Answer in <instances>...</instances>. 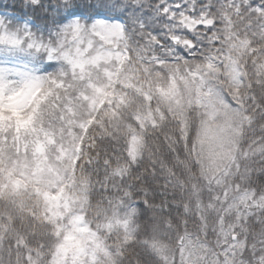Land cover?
<instances>
[{
    "label": "trees",
    "instance_id": "trees-1",
    "mask_svg": "<svg viewBox=\"0 0 264 264\" xmlns=\"http://www.w3.org/2000/svg\"><path fill=\"white\" fill-rule=\"evenodd\" d=\"M140 2L145 16L157 5L169 13L161 10L155 26L125 17L116 46L125 53L122 61L78 70L48 59L44 49L27 50L33 72L45 81L21 110L36 129L31 141L0 123V264H53L66 233L45 197L44 184L54 180L68 198L64 222L81 215L102 240L106 254L90 264H169V255L176 263L188 238L214 246L227 203L224 187L206 169L200 79L236 110L232 194L264 196V0ZM49 13H38L25 29L23 18L1 19L9 33L27 30L37 42L53 44L66 26ZM182 16H205L212 26L189 31L179 23ZM230 61L239 71L237 84L227 71ZM36 139L42 150L34 155L29 144ZM235 230L242 259L264 264V206Z\"/></svg>",
    "mask_w": 264,
    "mask_h": 264
},
{
    "label": "rangeland",
    "instance_id": "rangeland-1",
    "mask_svg": "<svg viewBox=\"0 0 264 264\" xmlns=\"http://www.w3.org/2000/svg\"><path fill=\"white\" fill-rule=\"evenodd\" d=\"M121 28L122 26L104 31H93L89 28L85 32L82 25L80 30L65 27L60 31L58 41L51 44L37 42L27 30L25 33L22 31V36L9 33L0 18V123L3 126H13L17 137L27 135L26 142L31 141L34 136L36 129L31 124V117L24 116L21 110L25 102L40 88L44 78L32 74L30 61L25 60L31 58L32 54L27 51L29 48H35L37 51L44 49L48 53V59L82 70L87 65L99 66L103 62L108 63L113 59L121 61L125 58L124 53L116 50L121 38ZM93 39L98 45L94 52L90 53L89 47L94 43ZM23 40L27 41L26 49L21 47ZM82 43L86 46L81 47ZM104 43L107 46L112 45L111 43L115 45L110 49L105 48ZM10 53L19 55L15 57ZM227 71L231 74L232 81L238 83L239 71L234 62L227 63ZM200 80L196 83L198 103L208 114V120L204 123L203 145L206 169L209 178L224 187L222 200L226 201L227 206L225 215L220 219L219 239L213 240L214 246L198 238H188L181 247L176 263L170 255L168 261L169 264H247L246 260L242 259L243 244L235 228L242 219L247 218L252 209L264 206V197L254 198L251 192L232 194L231 167L235 164L237 156L236 110L226 103L218 91L207 88L203 79ZM171 90L172 88L169 91ZM5 109L13 112V116L6 113ZM29 145V150L34 155L42 150L38 139L35 146L34 141ZM55 182L57 181L44 184L45 197L50 212L59 222L60 229L66 228V233L55 250L52 263L90 264L98 254H106L102 240L88 229L80 216H67L64 222L69 206L68 198Z\"/></svg>",
    "mask_w": 264,
    "mask_h": 264
},
{
    "label": "snow or ice",
    "instance_id": "snow-or-ice-1",
    "mask_svg": "<svg viewBox=\"0 0 264 264\" xmlns=\"http://www.w3.org/2000/svg\"><path fill=\"white\" fill-rule=\"evenodd\" d=\"M51 12L49 13V8ZM139 9V11H138ZM0 16L9 15L23 18V23L31 27L34 19H38V13L45 12L52 15L58 22L65 24L69 29H81V21L84 22L85 32L91 28L93 31H104L120 27L125 22V17L133 23L155 26L161 10L165 16L169 13L168 6H155L152 15L145 16L143 4L140 0H59L54 5H47L43 0H20L18 5L7 6L0 3Z\"/></svg>",
    "mask_w": 264,
    "mask_h": 264
},
{
    "label": "water",
    "instance_id": "water-1",
    "mask_svg": "<svg viewBox=\"0 0 264 264\" xmlns=\"http://www.w3.org/2000/svg\"><path fill=\"white\" fill-rule=\"evenodd\" d=\"M183 25H188L190 28H194L198 23L190 20L189 18H183L181 20Z\"/></svg>",
    "mask_w": 264,
    "mask_h": 264
},
{
    "label": "clouds",
    "instance_id": "clouds-1",
    "mask_svg": "<svg viewBox=\"0 0 264 264\" xmlns=\"http://www.w3.org/2000/svg\"><path fill=\"white\" fill-rule=\"evenodd\" d=\"M89 2L95 3V2H96V0H89Z\"/></svg>",
    "mask_w": 264,
    "mask_h": 264
}]
</instances>
